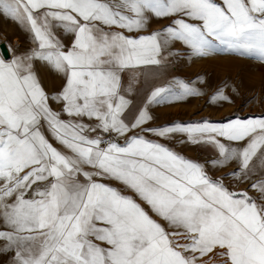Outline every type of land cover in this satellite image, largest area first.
<instances>
[{
    "label": "snow or ice",
    "instance_id": "snow-or-ice-1",
    "mask_svg": "<svg viewBox=\"0 0 264 264\" xmlns=\"http://www.w3.org/2000/svg\"><path fill=\"white\" fill-rule=\"evenodd\" d=\"M0 13L30 40L0 56V253L10 264H264V115L147 127L150 105L202 93L174 78L141 107L128 98L137 70L168 64L176 42L196 57L264 62V0H0ZM153 18L169 22L148 31ZM37 64L62 77L58 91L45 90ZM217 99L229 97L221 88ZM145 133H180L218 156L194 161ZM229 176L248 187L230 189Z\"/></svg>",
    "mask_w": 264,
    "mask_h": 264
},
{
    "label": "rangeland",
    "instance_id": "rangeland-1",
    "mask_svg": "<svg viewBox=\"0 0 264 264\" xmlns=\"http://www.w3.org/2000/svg\"><path fill=\"white\" fill-rule=\"evenodd\" d=\"M168 22L167 19L153 18L148 25V31L158 30ZM172 51L180 54L169 57L168 80L162 85L175 78L191 83L202 94L189 96L181 101L158 104L159 127L173 123L187 125L205 121L221 124L237 118L247 119L264 115V62L222 52L208 57H196L190 54V49L179 42L173 45ZM221 88L229 100H212V96ZM173 108H176L175 114H171L174 111L170 112ZM167 111L170 114L167 115ZM186 139L183 134L177 133L171 139L162 138L161 143L201 163L206 160L201 154L213 155L209 159L218 156V151L212 145L192 144L186 142ZM221 140L225 144L229 143L223 138ZM234 167L235 165L231 163L222 168H212L208 165L209 175L213 178L221 177L223 173ZM224 183L236 191L248 187L246 183H234L230 176L224 180ZM249 194L257 195L253 190H249ZM8 255L0 253V264H10L13 254L7 257ZM204 259L210 261L211 254Z\"/></svg>",
    "mask_w": 264,
    "mask_h": 264
},
{
    "label": "crops",
    "instance_id": "crops-1",
    "mask_svg": "<svg viewBox=\"0 0 264 264\" xmlns=\"http://www.w3.org/2000/svg\"><path fill=\"white\" fill-rule=\"evenodd\" d=\"M155 31V30H154ZM61 38L64 40V43L70 45L72 42L71 35H61ZM3 43L5 46L6 53L3 54L0 50V56L11 57L12 49L15 48L17 44L20 45L18 52L23 51L25 48L29 47V33L24 30V28L11 17H6L3 13H0V44ZM37 68L40 73V77L43 83V87L50 94L58 91L63 84L62 77L57 74L55 71H52L49 68L41 67L37 64ZM141 70H137L135 73L136 82L133 84V90L128 97L133 101V104L138 108L142 106L144 97L146 96L148 90L153 86H160L164 81L168 80L169 75V66L168 64L157 67L150 66L148 69L142 70L143 75L140 74ZM134 73L129 71L124 74V79L127 81ZM54 109H57L59 105L55 103L52 104ZM173 109H170V112H173ZM149 112L153 117L152 120L148 122L147 127H159L158 126V104H153L149 106ZM136 131H139L138 129ZM149 138L158 140L161 142L162 138L152 136L150 133H145ZM121 143L123 141L121 140Z\"/></svg>",
    "mask_w": 264,
    "mask_h": 264
},
{
    "label": "bare ground",
    "instance_id": "bare-ground-1",
    "mask_svg": "<svg viewBox=\"0 0 264 264\" xmlns=\"http://www.w3.org/2000/svg\"><path fill=\"white\" fill-rule=\"evenodd\" d=\"M174 109H176V108H174ZM175 112H176V110H174V112L171 113V114H175ZM166 114L168 115V114H170V112L167 111ZM201 155H202V157H204L205 159H209V158H211V157L213 156V155H212V156H208V155H204V154H201ZM6 254H7V255L9 254V255L7 256V257H9L11 253H6Z\"/></svg>",
    "mask_w": 264,
    "mask_h": 264
},
{
    "label": "water",
    "instance_id": "water-1",
    "mask_svg": "<svg viewBox=\"0 0 264 264\" xmlns=\"http://www.w3.org/2000/svg\"><path fill=\"white\" fill-rule=\"evenodd\" d=\"M0 50L2 51L3 54L6 53L5 46L3 43L0 44Z\"/></svg>",
    "mask_w": 264,
    "mask_h": 264
}]
</instances>
